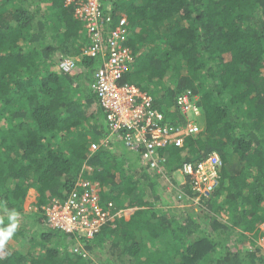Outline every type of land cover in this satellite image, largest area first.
<instances>
[{
    "label": "trees",
    "instance_id": "trees-1",
    "mask_svg": "<svg viewBox=\"0 0 264 264\" xmlns=\"http://www.w3.org/2000/svg\"><path fill=\"white\" fill-rule=\"evenodd\" d=\"M80 2L0 0V264H89L96 252L100 264H264V0L103 1L104 36L125 18L122 81L147 90L172 130L185 123L177 97L198 96L199 131L148 158L105 122ZM213 152L217 184L193 202L180 169ZM79 181L112 203L92 236L44 210Z\"/></svg>",
    "mask_w": 264,
    "mask_h": 264
},
{
    "label": "built area",
    "instance_id": "built-area-1",
    "mask_svg": "<svg viewBox=\"0 0 264 264\" xmlns=\"http://www.w3.org/2000/svg\"><path fill=\"white\" fill-rule=\"evenodd\" d=\"M100 7L101 0H81L76 12L86 21V27L91 33L92 44L87 54L95 56L100 53L101 56L100 64L94 71L92 85L105 113V122L110 132L117 137L122 136L124 143L131 148L141 145L144 148V158H148L159 146H164L169 139L180 146L182 139L177 133L182 135L199 131L195 122V116L200 112L197 105L198 96L187 91L177 97L176 103L185 123L172 130L171 126L163 121V114L154 107L150 93L141 90L134 83L120 82L129 72L133 59L130 49L124 45L126 34L122 25L125 18L119 19L118 24L104 36L102 27L98 25ZM71 64L68 58L62 61L65 69H69ZM122 130L123 133L126 132L125 136L120 133ZM219 165L220 158L213 152L196 164L183 163L181 171L191 178L197 193L208 195L217 184ZM78 185L81 189H73L64 200L53 198L51 203L44 207L45 214L52 226L66 233H85L86 236H92L105 218L110 216L108 207H111L112 203L108 201V207L105 209L94 184L88 185L79 181ZM124 212L125 210L123 213L117 212V215L120 216Z\"/></svg>",
    "mask_w": 264,
    "mask_h": 264
},
{
    "label": "rangeland",
    "instance_id": "rangeland-1",
    "mask_svg": "<svg viewBox=\"0 0 264 264\" xmlns=\"http://www.w3.org/2000/svg\"><path fill=\"white\" fill-rule=\"evenodd\" d=\"M35 196H36V192L33 189H29L27 196L25 198V203L24 206L26 209H29L30 206L32 205V202L35 200ZM187 206H190L189 204H187ZM189 210H191V208L189 207ZM223 215V214H221ZM207 227V226H205ZM209 228V227H207ZM260 242L262 243V245H264V240L261 239ZM3 249H1L0 247V254H3ZM105 253L107 252L106 250H104ZM102 255H100L99 252H96V255L92 257V261L89 264H100V260H101Z\"/></svg>",
    "mask_w": 264,
    "mask_h": 264
},
{
    "label": "clouds",
    "instance_id": "clouds-1",
    "mask_svg": "<svg viewBox=\"0 0 264 264\" xmlns=\"http://www.w3.org/2000/svg\"><path fill=\"white\" fill-rule=\"evenodd\" d=\"M103 1L104 0H101V6H102V4H103ZM126 38H127V35H126ZM125 45V44H124ZM126 46V45H125ZM127 48H129L128 46H126ZM130 49V48H129ZM133 56V55H132ZM128 73V72H127ZM120 82H127V81H122V80H120ZM128 83H132V82H128ZM135 84V83H134ZM136 85V84H135ZM137 87H139L138 85H136ZM140 88V87H139ZM141 90H143V91H146V92H148L147 90H144V89H142V88H140ZM196 122V121H195ZM197 123V122H196ZM182 168V167H181ZM181 170V169H180ZM180 172V171H179ZM180 174L181 175H183V172L181 171L180 172ZM197 192V191H196ZM211 193H209L208 195H204L205 197H208L209 195H210ZM198 196V199H196V197ZM203 195H201V194H199V193H197V195L193 198V202H198L200 199H201V197H202ZM128 210H132V209H127V210H125V212L126 211H128ZM223 214V213H222ZM221 216H224V214L223 215H221ZM15 227H13V229H14ZM76 234H78V233H76ZM8 235H10V233H8ZM3 243V241H0V244H2Z\"/></svg>",
    "mask_w": 264,
    "mask_h": 264
},
{
    "label": "crops",
    "instance_id": "crops-1",
    "mask_svg": "<svg viewBox=\"0 0 264 264\" xmlns=\"http://www.w3.org/2000/svg\"><path fill=\"white\" fill-rule=\"evenodd\" d=\"M131 212H132V210L131 211L128 210V211L124 212V214L126 215L125 217L128 218Z\"/></svg>",
    "mask_w": 264,
    "mask_h": 264
}]
</instances>
